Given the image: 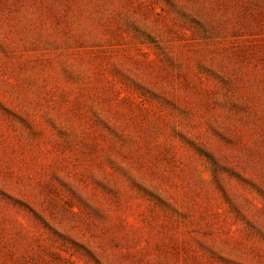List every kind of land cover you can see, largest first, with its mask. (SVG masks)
<instances>
[{"label":"rangeland","instance_id":"obj_1","mask_svg":"<svg viewBox=\"0 0 264 264\" xmlns=\"http://www.w3.org/2000/svg\"><path fill=\"white\" fill-rule=\"evenodd\" d=\"M0 264H264V0H0Z\"/></svg>","mask_w":264,"mask_h":264}]
</instances>
